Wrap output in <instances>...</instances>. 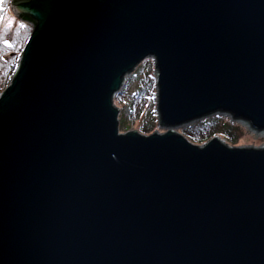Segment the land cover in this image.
I'll list each match as a JSON object with an SVG mask.
<instances>
[{
	"label": "water",
	"instance_id": "1",
	"mask_svg": "<svg viewBox=\"0 0 264 264\" xmlns=\"http://www.w3.org/2000/svg\"><path fill=\"white\" fill-rule=\"evenodd\" d=\"M10 8L35 27L0 93V264H264V148L121 133L114 102L153 56L163 126L264 131V0Z\"/></svg>",
	"mask_w": 264,
	"mask_h": 264
},
{
	"label": "rangeland",
	"instance_id": "2",
	"mask_svg": "<svg viewBox=\"0 0 264 264\" xmlns=\"http://www.w3.org/2000/svg\"><path fill=\"white\" fill-rule=\"evenodd\" d=\"M13 0L0 2V93L12 83L23 50L34 30V24L17 17L10 6ZM5 40L10 41L5 45ZM159 71L156 59L149 56L127 76L115 105L120 109L121 133L138 131L145 135L174 130L195 144L213 137L234 147L264 148V131L253 129L247 120H235L229 113L213 115L175 127H165L158 112ZM204 142V143H203ZM207 142V141H206Z\"/></svg>",
	"mask_w": 264,
	"mask_h": 264
},
{
	"label": "trees",
	"instance_id": "3",
	"mask_svg": "<svg viewBox=\"0 0 264 264\" xmlns=\"http://www.w3.org/2000/svg\"><path fill=\"white\" fill-rule=\"evenodd\" d=\"M22 19L25 20V21H29V22H31V21H30L29 19H27V18H23V17H22ZM131 74H132V73H131ZM12 80H13V79H12ZM118 96H119V94L116 95V97H115V102L117 101ZM206 141H208V140H206ZM206 141H205V142H206ZM203 143H204V142H203Z\"/></svg>",
	"mask_w": 264,
	"mask_h": 264
},
{
	"label": "snow or ice",
	"instance_id": "4",
	"mask_svg": "<svg viewBox=\"0 0 264 264\" xmlns=\"http://www.w3.org/2000/svg\"><path fill=\"white\" fill-rule=\"evenodd\" d=\"M0 2H2V0H0ZM3 43H4L5 45H9V44H10V41L5 40Z\"/></svg>",
	"mask_w": 264,
	"mask_h": 264
},
{
	"label": "bare ground",
	"instance_id": "5",
	"mask_svg": "<svg viewBox=\"0 0 264 264\" xmlns=\"http://www.w3.org/2000/svg\"><path fill=\"white\" fill-rule=\"evenodd\" d=\"M229 114H231V113H229ZM232 115V118L233 119H235V120H241L240 118H236L233 114H231ZM253 129H255V128H253ZM256 130V129H255Z\"/></svg>",
	"mask_w": 264,
	"mask_h": 264
},
{
	"label": "clouds",
	"instance_id": "6",
	"mask_svg": "<svg viewBox=\"0 0 264 264\" xmlns=\"http://www.w3.org/2000/svg\"><path fill=\"white\" fill-rule=\"evenodd\" d=\"M126 80H127V77H126ZM242 120H244V119H242ZM249 122V121H248ZM258 131V130H257ZM259 132H262V131H259Z\"/></svg>",
	"mask_w": 264,
	"mask_h": 264
},
{
	"label": "built area",
	"instance_id": "7",
	"mask_svg": "<svg viewBox=\"0 0 264 264\" xmlns=\"http://www.w3.org/2000/svg\"><path fill=\"white\" fill-rule=\"evenodd\" d=\"M242 120V119H241ZM240 121V120H239Z\"/></svg>",
	"mask_w": 264,
	"mask_h": 264
}]
</instances>
